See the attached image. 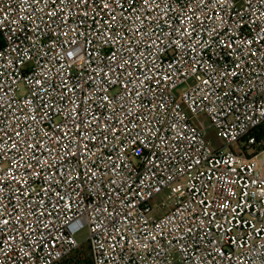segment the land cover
<instances>
[{
	"label": "built area",
	"instance_id": "1",
	"mask_svg": "<svg viewBox=\"0 0 264 264\" xmlns=\"http://www.w3.org/2000/svg\"><path fill=\"white\" fill-rule=\"evenodd\" d=\"M262 125L264 0H0V264H264Z\"/></svg>",
	"mask_w": 264,
	"mask_h": 264
},
{
	"label": "rangeland",
	"instance_id": "2",
	"mask_svg": "<svg viewBox=\"0 0 264 264\" xmlns=\"http://www.w3.org/2000/svg\"><path fill=\"white\" fill-rule=\"evenodd\" d=\"M208 136L212 144L215 145V147L222 146V142L215 138L211 130H208ZM75 238L81 244L77 256L87 259V257H89L87 243L85 242V240L87 239V229H84L78 234H76Z\"/></svg>",
	"mask_w": 264,
	"mask_h": 264
},
{
	"label": "trees",
	"instance_id": "3",
	"mask_svg": "<svg viewBox=\"0 0 264 264\" xmlns=\"http://www.w3.org/2000/svg\"><path fill=\"white\" fill-rule=\"evenodd\" d=\"M258 133H259V136H260L261 138H264V125H262V126L258 129ZM77 253H78V251H77L74 255H72L69 259L64 260L61 264H72V261L75 260L76 257H77ZM86 263H87V264H91V261H90L89 257H87V259H86Z\"/></svg>",
	"mask_w": 264,
	"mask_h": 264
}]
</instances>
